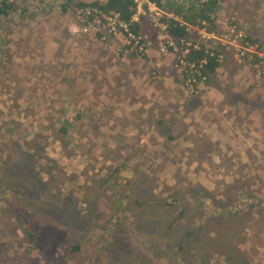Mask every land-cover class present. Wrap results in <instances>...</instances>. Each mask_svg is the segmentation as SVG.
<instances>
[{"label": "rangeland", "instance_id": "obj_1", "mask_svg": "<svg viewBox=\"0 0 264 264\" xmlns=\"http://www.w3.org/2000/svg\"><path fill=\"white\" fill-rule=\"evenodd\" d=\"M9 1L17 9L0 18V125L13 133H4L10 141L0 147L7 183L0 192V264H264V45L247 40H264V0H222L216 31L188 27L185 47L203 43L222 56L214 82L197 87L183 76L186 50L168 39L160 9L139 8L146 43L126 49L130 41L115 15L91 20L74 7L77 0ZM63 2L72 16L59 15ZM147 22L157 35L152 42ZM254 45L256 53L247 52ZM50 68L73 78V87H57ZM45 88L49 102L73 89L81 104H108L117 119L138 111L147 120L141 144H157L156 151L144 147L146 154L108 176L97 146L90 149L96 160L86 163L78 148L66 154L75 148L72 130L63 143H27L24 132L34 129L25 107ZM78 180L86 182L82 198ZM171 198L172 208L165 206ZM217 207L226 217L213 221L219 232L209 237L213 225L205 220ZM71 245L78 248L71 252ZM179 245L189 246L186 258L170 256Z\"/></svg>", "mask_w": 264, "mask_h": 264}, {"label": "trees", "instance_id": "obj_2", "mask_svg": "<svg viewBox=\"0 0 264 264\" xmlns=\"http://www.w3.org/2000/svg\"><path fill=\"white\" fill-rule=\"evenodd\" d=\"M148 1L150 3H153L161 11H163L160 20L165 25L164 32L167 35L168 39L178 45L183 51L188 48L185 54L181 57L185 69V71L183 72L185 80L189 79L190 83H193L194 87H197L199 84L213 83L216 70L220 66V53L215 49H210L203 43H198L196 45L192 44L188 47H185V41L188 40L187 37L189 26H195L197 28L200 27L203 29L205 27L208 32H214L217 30L215 20L221 9L222 0H204L203 2H199V0ZM66 2H69V0H67ZM66 2H63V4L59 6L61 8L59 11V15L66 16L69 14L72 16L74 11L70 12L67 10V6L65 4ZM71 2L72 0H70V3ZM74 3V7L78 10H90V13L92 14L91 20L95 18H102V15H115L118 21L124 23L126 25L125 31L123 30V28H121V30L126 38L130 41V43L128 45H125L124 48H131L133 42L137 43V45L146 43V40L141 36L143 34L141 22H137L132 19L134 13L136 12V3H134L133 0H93L89 2L87 0H77ZM16 6L17 5L13 1L0 0V18L13 15L17 9ZM256 12L257 11L252 10L250 12V15L253 16V14ZM169 14H171V16H168ZM109 34L111 35V33ZM130 35L133 37H128ZM247 40L252 44L259 43V47H261L260 45L263 41L264 45V40H260L257 37L252 38L249 35L247 37ZM257 50L259 51L260 49L257 48ZM133 55L134 53H132L131 56ZM251 56H253L255 60L263 61V59H261L258 54H251ZM50 70H53V78H51L50 80L53 81V79L55 78L54 84H57V87L58 85L62 86V90L65 91L70 90L73 87V78L62 77V74L55 68H50ZM101 85L102 84H99V86ZM55 89L57 88L55 87ZM47 90L48 88H45L44 93L41 94V96H34V101H31L30 104L25 107V117L26 119H28L29 127H32L34 129V132L31 133L29 131L24 132V139L30 137V139L26 141L27 143L33 144L34 142H39L40 144L46 143L45 145H47L49 143L51 144V142L56 138H60L61 142L63 143L64 141H66L67 137L71 135L68 134V130H72V135L76 136L77 140L73 143L75 148L73 150L66 151V154L74 156V150L78 148V153L80 152V160H84L86 163V160H96V154H92V152H90V149L95 148L94 146H97L98 157L104 158L105 163H109L106 166L105 170H102V173L108 171L106 172L108 176L112 173H120L123 169H125L128 166L127 163L130 158H138L146 154L144 147L148 149L151 146L153 152L156 151L157 144H141L142 138L139 137L141 133H138V131H142L141 128L143 127V124L147 123V120L145 117H140L138 111L136 112V114H134V112H131L130 118L123 117L122 119H117V117L113 114V109L108 104L102 105L98 110L93 109L92 107H90V105L84 106L83 104H81L79 102V99L82 95L78 99L77 94L73 89L71 90V93H66L65 95L55 97L57 100L62 99V103L61 101L49 102V99L47 98ZM94 94L97 97V95L100 94V91H97ZM118 95L120 97L122 96V94H120L119 92ZM66 96L69 98V102L65 100ZM46 99L48 101H46ZM48 102L50 103V105H48ZM71 102L72 104H70ZM71 105L73 106L71 107ZM41 106L43 107V109L45 106L46 108L43 110ZM7 127L8 124L0 125V147L3 146V143H6L7 140L8 144L10 141L9 139H5L4 133H7V131L8 133H13V130L10 129V127ZM100 127H105L106 131L101 132L99 130ZM129 129H137V131L130 136L126 132V130ZM89 133L92 134L91 137H89ZM83 137L87 140V142L80 141V138ZM104 137L105 139H103ZM96 138H99V141H96ZM131 138H133L132 141H136L135 145L133 144V142H129V139ZM169 138H172L171 135H169ZM111 142L113 143V145H111ZM194 144H197V139L194 140ZM28 150H30L29 147ZM61 150H63V148H61ZM148 150L151 152L150 149ZM136 151L138 152L137 155L135 154ZM14 152L15 150L13 149V153ZM11 153L12 150H10V147L8 145V150H6L5 157L7 154ZM31 158L35 161H39V159H36L33 156H31ZM204 159L212 166L213 169L218 171V165L212 163V159L208 160L206 156H204ZM0 160L3 162L1 163L2 168L5 167V158H2V156L0 155ZM197 160L202 161L200 154H198ZM223 166L225 169L224 171H228L231 168L232 163L231 161H229L228 164ZM13 169V167H10L8 170L13 171ZM49 172H51V170ZM6 184L7 183L3 181L2 177H0L1 193H4L3 191L6 190ZM85 184V181L80 182L78 180L77 195L81 198L83 197L82 187H84ZM4 200L6 201V198H4ZM79 200L81 201V199ZM171 200L172 202H166L165 206H170L172 208L173 206L171 204L173 203V201H175V199L171 198ZM199 202L205 205L204 201ZM216 203L213 204H215L216 206ZM181 206L182 205H179L178 207ZM213 208L216 210V207L213 206ZM221 208L217 209L219 210V212H216V215L206 217L205 221H207L208 224H206L205 227H207L208 225H213L208 226V230L211 231L210 234H208L209 237L212 236L213 231H216V234L219 232L218 227L213 224V221L218 224L219 219L222 220L224 219V217H226L221 216L222 210H224ZM183 214L184 213L182 212V210H180L176 215V219ZM232 214L234 215V212ZM200 225L202 226L201 223L197 224L198 227H200ZM23 231L24 233H27L25 229H23ZM193 233L194 232L190 231V229L186 232L185 238L188 244L192 243L190 237L193 235ZM28 237L30 239H33V236L29 234ZM77 248L78 245H71L69 251L73 252ZM188 248V245H179L178 251L174 252V257H177L179 254H181L183 257L187 256L188 254L186 253V251L188 250ZM202 260L203 259H200L201 262Z\"/></svg>", "mask_w": 264, "mask_h": 264}, {"label": "built area", "instance_id": "obj_3", "mask_svg": "<svg viewBox=\"0 0 264 264\" xmlns=\"http://www.w3.org/2000/svg\"><path fill=\"white\" fill-rule=\"evenodd\" d=\"M134 1V3H136V12L134 13V15H133V17H132V19L133 20H135V21H137V19H138V14L140 13H138V10H139V8L141 7L142 8V5L143 4H145L146 6H148L149 8L151 7V9L154 11V12H156V10H158L159 8L156 6V5H154L153 3H150L148 0H133ZM204 0H199V2H203ZM147 7V8H148ZM86 10H88V9H86ZM89 12H90V10H88ZM95 11V10H94ZM161 12H163V11H161ZM138 13V14H137ZM157 13V12H156ZM160 14H163V13H160ZM105 15H102V17H104ZM168 16H171V14H169ZM94 20V19H93ZM160 22L162 23V28H163V31H164V28H165V25H164V23L160 20ZM117 25L120 27V28H123V30L125 31V27H126V25L124 24V23H122V22H120V21H118V19H117ZM205 30V29H204ZM207 31V30H206ZM208 32V31H207ZM211 33H213V32H211ZM196 45V44H195ZM253 45V44H252ZM255 46V50H253V51H247V52H251V53H256V47H257V45H254ZM188 50V48L186 49V51ZM185 51V52H186ZM242 54H244V52H242ZM262 56H264V51H263V55ZM219 59H220V61H221V59H222V56L221 55H219ZM182 61V60H181Z\"/></svg>", "mask_w": 264, "mask_h": 264}, {"label": "crops", "instance_id": "obj_4", "mask_svg": "<svg viewBox=\"0 0 264 264\" xmlns=\"http://www.w3.org/2000/svg\"><path fill=\"white\" fill-rule=\"evenodd\" d=\"M144 28H145V30L144 31H146L147 30V32H148V34H147V37L150 39V42H152L153 41V39H154V37L155 36H157L156 34H155V31L150 27V25H149V22H147V23H145L144 24ZM263 102V101H262ZM230 105H232L233 106V104H230ZM257 106V105H256ZM234 107V106H233ZM214 125V128H216L217 127V125L216 124H213ZM251 208H254L253 206H251ZM246 210L247 211H250V209L247 207L246 208ZM170 256H175V253H170ZM178 257H183L181 254H179L178 255ZM185 258H186V256H185Z\"/></svg>", "mask_w": 264, "mask_h": 264}]
</instances>
